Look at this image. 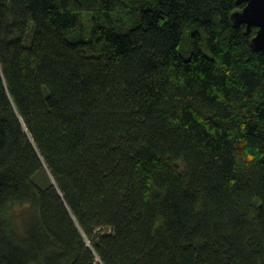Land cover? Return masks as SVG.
Returning a JSON list of instances; mask_svg holds the SVG:
<instances>
[{
	"label": "trees",
	"instance_id": "trees-1",
	"mask_svg": "<svg viewBox=\"0 0 264 264\" xmlns=\"http://www.w3.org/2000/svg\"><path fill=\"white\" fill-rule=\"evenodd\" d=\"M243 6L0 0V264H264Z\"/></svg>",
	"mask_w": 264,
	"mask_h": 264
},
{
	"label": "water",
	"instance_id": "water-1",
	"mask_svg": "<svg viewBox=\"0 0 264 264\" xmlns=\"http://www.w3.org/2000/svg\"><path fill=\"white\" fill-rule=\"evenodd\" d=\"M236 3H244V6L231 14L232 22L245 24L247 30L255 27L257 30L250 45L253 50L264 53V0H236Z\"/></svg>",
	"mask_w": 264,
	"mask_h": 264
}]
</instances>
